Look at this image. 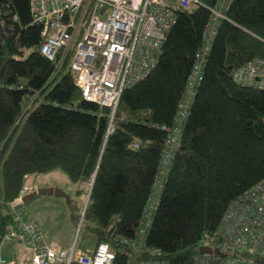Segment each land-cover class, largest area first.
<instances>
[{
	"label": "trees",
	"instance_id": "obj_1",
	"mask_svg": "<svg viewBox=\"0 0 264 264\" xmlns=\"http://www.w3.org/2000/svg\"><path fill=\"white\" fill-rule=\"evenodd\" d=\"M217 1L178 15L158 66L124 91L108 134L110 109L84 100L70 59L56 74L58 61L41 54L30 0H0V245L26 178L61 170L78 186L93 181L80 233L95 247L108 243L115 264H126L118 239L135 235L166 146L162 127L174 122ZM8 13L18 16L9 35L1 30ZM227 16L147 236L168 264H192L228 206L264 182V90L233 80L236 70L264 59V0H234ZM71 217L77 226L82 215L72 207Z\"/></svg>",
	"mask_w": 264,
	"mask_h": 264
},
{
	"label": "built area",
	"instance_id": "obj_2",
	"mask_svg": "<svg viewBox=\"0 0 264 264\" xmlns=\"http://www.w3.org/2000/svg\"><path fill=\"white\" fill-rule=\"evenodd\" d=\"M234 0H218L205 28L186 97L167 132L166 146L151 194L133 238H119L126 264H168L159 249L147 245V236L167 183L168 173L182 144V134L201 83L204 66L222 21ZM201 0H30L31 25L40 28V52L58 61V74L70 59V67L85 101L110 109L108 134L126 89L143 81L159 64L168 34L178 15ZM12 21V22H11ZM18 16L1 20L9 35ZM242 85L264 89V59H255L233 73ZM137 147V144H135ZM28 178V177H27ZM93 182L89 183V196ZM38 190L27 180L20 195L8 207L9 221L2 242L22 244L32 254L27 264H115L117 253L106 242L85 253L76 242L66 249L47 245L23 198ZM85 210L82 215L84 216ZM82 220L80 224H82ZM208 248L209 253L201 252ZM0 264H16L0 257ZM192 264H264V182L233 201L218 227L200 239Z\"/></svg>",
	"mask_w": 264,
	"mask_h": 264
},
{
	"label": "rangeland",
	"instance_id": "obj_3",
	"mask_svg": "<svg viewBox=\"0 0 264 264\" xmlns=\"http://www.w3.org/2000/svg\"><path fill=\"white\" fill-rule=\"evenodd\" d=\"M28 54L29 52L27 51L25 56H27ZM61 77L62 76H60L53 83L50 89H52L60 81ZM42 101L43 99L39 97V100L35 102L33 108L38 107ZM47 174H34L26 178V180L30 182L32 185H35L37 175H40V178H44L45 176L46 177L48 176L50 178L49 182H56V185L60 187L56 189H60L64 193V196H59V197L44 196L40 199L36 198V201H33L28 205L25 204L27 208L30 210V213L37 214V212H39L38 210H40V212H43L46 209L51 213H53L54 216L56 217V219L54 220V225L56 228L54 234L60 243L67 244L69 246L72 241H75L76 243H79V246L81 245L86 248L87 247L94 248L96 244L95 240L93 239L92 241H88L86 238L87 235L86 231L84 230L83 232L80 233V228H81L80 222L76 226V222H73L71 218L72 207L75 214L79 215L81 213L82 215L87 201V197L84 194L77 193L78 185L73 181H71V179L63 171L57 170L56 173H51L48 175ZM83 191L86 194L89 193L88 183L83 184ZM9 246L11 245L2 242V244L0 245V255H3L2 254L3 249H7ZM25 252L28 253L27 250H25Z\"/></svg>",
	"mask_w": 264,
	"mask_h": 264
},
{
	"label": "crops",
	"instance_id": "obj_4",
	"mask_svg": "<svg viewBox=\"0 0 264 264\" xmlns=\"http://www.w3.org/2000/svg\"><path fill=\"white\" fill-rule=\"evenodd\" d=\"M51 173H56V171L50 172L48 174H51ZM49 180H50V178L48 176L47 177L45 176L44 178H40V175H37L35 186L38 188H60L58 185H56V182H49ZM79 190L83 191V185L77 186V193ZM83 194L88 199L89 193L86 194L83 191ZM44 196L53 197V196H57V195L54 194V195H44ZM44 196H37L36 198L40 199ZM36 198L33 201H36ZM86 203H87V201H86ZM38 211L39 212H37V214L36 213L32 214V213H30V210H29V215L31 217H33L36 220V222L38 223L39 227L41 228V230L44 234L45 242L47 243V245L49 247H51L55 250H61V249L69 248L70 246H72L74 244L75 241H72L69 246L67 244L60 243L54 234V232L56 231V228L54 225V220L56 219V217L54 216V214L51 213L50 211H48L47 209L44 210L43 212H40V210H38ZM72 220H73V218H72ZM73 222H74V220H73ZM9 245H11V246H9L7 249H3V251H2L3 255H0L1 258L5 259L7 261H14L16 264H27L28 262L31 261L32 254L30 253V251L25 246H23L22 244H18V243L9 244ZM77 245L81 249V247L79 246V243H77ZM25 250H27L28 253H26ZM93 251H94V249H91V248H89V250H87L88 253H92Z\"/></svg>",
	"mask_w": 264,
	"mask_h": 264
},
{
	"label": "water",
	"instance_id": "obj_5",
	"mask_svg": "<svg viewBox=\"0 0 264 264\" xmlns=\"http://www.w3.org/2000/svg\"><path fill=\"white\" fill-rule=\"evenodd\" d=\"M57 195V196H64V193L60 189L56 188H39L36 192L31 193L23 198L24 204L28 205L30 204L37 196H44V195ZM90 196L88 195L87 203L84 207V210L87 207L88 201H89ZM83 217V215H82ZM82 220V218H81ZM80 228V226H79ZM201 252H206L209 251L207 248H201Z\"/></svg>",
	"mask_w": 264,
	"mask_h": 264
},
{
	"label": "bare ground",
	"instance_id": "obj_6",
	"mask_svg": "<svg viewBox=\"0 0 264 264\" xmlns=\"http://www.w3.org/2000/svg\"><path fill=\"white\" fill-rule=\"evenodd\" d=\"M195 5H198V4H195ZM194 6V5H193ZM47 59V58H46ZM48 60V59H47ZM233 80H234V78H233ZM235 81V80H234ZM236 82V81H235ZM237 83V82H236ZM238 85H241V86H246V85H242V84H239V83H237ZM188 85H189V79H188V83H187V86H186V90H185V94H184V97H183V99H182V101L186 98V97H189L190 98V94H188L187 93V90H188ZM246 87H251V86H246ZM255 88V87H254ZM257 89H260V88H257ZM260 90H264V89H260ZM196 95V94H195ZM195 95L193 96L194 97V99H195ZM116 116V115H115ZM93 182V181H92ZM247 193V192H246ZM246 193L243 195V196H245L246 195ZM208 249V248H207ZM210 252V250L209 251H206V252H204V253H209Z\"/></svg>",
	"mask_w": 264,
	"mask_h": 264
}]
</instances>
